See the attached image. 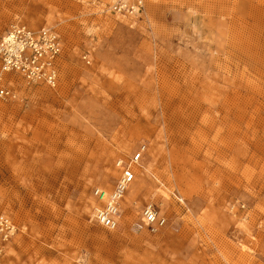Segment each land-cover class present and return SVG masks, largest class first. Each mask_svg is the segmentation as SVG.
<instances>
[{
    "label": "rangeland",
    "instance_id": "rangeland-1",
    "mask_svg": "<svg viewBox=\"0 0 264 264\" xmlns=\"http://www.w3.org/2000/svg\"><path fill=\"white\" fill-rule=\"evenodd\" d=\"M145 1L129 19L106 0H0V39L21 22L64 44L58 88L5 78L0 211L21 234L2 264H264V0ZM141 144L137 196L103 228L93 191Z\"/></svg>",
    "mask_w": 264,
    "mask_h": 264
},
{
    "label": "built area",
    "instance_id": "built-area-1",
    "mask_svg": "<svg viewBox=\"0 0 264 264\" xmlns=\"http://www.w3.org/2000/svg\"><path fill=\"white\" fill-rule=\"evenodd\" d=\"M103 5L102 13L119 18H138L146 10L145 0H106ZM63 49L62 38L54 29H33L21 22L12 24L0 39V102L18 100L17 91L5 83L7 75L19 76L28 84L58 88ZM83 60L87 65L91 64L88 55L83 56ZM147 151V145L141 144L129 159L116 160L115 168L119 176L113 189H94L93 198L97 208L93 219L99 226L108 230L119 228L127 190L137 180L132 166L140 164ZM143 222L151 232H157L166 224V218L160 215L155 205L147 204L143 210ZM20 234V226L0 211V264L10 245Z\"/></svg>",
    "mask_w": 264,
    "mask_h": 264
},
{
    "label": "bare ground",
    "instance_id": "bare-ground-1",
    "mask_svg": "<svg viewBox=\"0 0 264 264\" xmlns=\"http://www.w3.org/2000/svg\"><path fill=\"white\" fill-rule=\"evenodd\" d=\"M33 28V27H32ZM33 29H36V28H33ZM132 168L134 169V171L136 172L137 176H138V173H140L141 171V164H138V165H133ZM129 196H126V199H127V202L131 203L133 202V200L136 198L137 196V193L135 192L134 188L132 190H130ZM14 221V220H13ZM11 246V245H10ZM10 248V247H9ZM9 250V249H8ZM8 253V252H7Z\"/></svg>",
    "mask_w": 264,
    "mask_h": 264
},
{
    "label": "crops",
    "instance_id": "crops-1",
    "mask_svg": "<svg viewBox=\"0 0 264 264\" xmlns=\"http://www.w3.org/2000/svg\"><path fill=\"white\" fill-rule=\"evenodd\" d=\"M104 4V3H103ZM117 17V16H116Z\"/></svg>",
    "mask_w": 264,
    "mask_h": 264
}]
</instances>
